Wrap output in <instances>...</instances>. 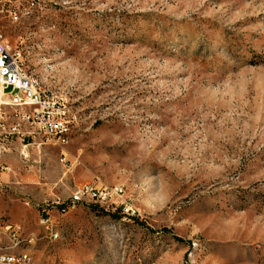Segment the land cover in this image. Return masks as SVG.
Returning a JSON list of instances; mask_svg holds the SVG:
<instances>
[{
	"label": "rangeland",
	"instance_id": "obj_1",
	"mask_svg": "<svg viewBox=\"0 0 264 264\" xmlns=\"http://www.w3.org/2000/svg\"><path fill=\"white\" fill-rule=\"evenodd\" d=\"M0 32L67 101L64 148L0 155V223L38 264H264V0H10ZM110 206L60 214L85 186ZM53 218L51 240L41 215Z\"/></svg>",
	"mask_w": 264,
	"mask_h": 264
},
{
	"label": "built area",
	"instance_id": "obj_2",
	"mask_svg": "<svg viewBox=\"0 0 264 264\" xmlns=\"http://www.w3.org/2000/svg\"><path fill=\"white\" fill-rule=\"evenodd\" d=\"M21 0H16L20 3ZM10 0H0V13L12 20L28 18L32 14L34 3L25 7L10 6ZM77 125L76 117L70 114L67 101L51 96L35 86L32 74L20 51H12L5 43L0 32V155L12 154L18 146V154L23 161L29 158V141L43 140L62 151L68 145L67 129ZM11 168L3 163L0 174H8ZM124 190H112L100 185L85 186L76 189L64 202H56L60 214H67L80 205L110 206L122 200ZM53 218L41 215V225L51 240H56L57 233L53 229ZM4 229H14V236H4ZM0 238L10 244L20 243L23 239L22 229L17 224H1ZM0 264H22V256L18 258H0ZM32 264H37L32 261Z\"/></svg>",
	"mask_w": 264,
	"mask_h": 264
},
{
	"label": "bare ground",
	"instance_id": "obj_3",
	"mask_svg": "<svg viewBox=\"0 0 264 264\" xmlns=\"http://www.w3.org/2000/svg\"><path fill=\"white\" fill-rule=\"evenodd\" d=\"M28 69V68H27ZM35 86L42 88V91L46 94H51V96H56L51 90L44 88L42 82L34 75ZM77 122V118H76ZM72 128L67 129V138H70V131ZM112 190H119L121 186H107ZM54 229V228H53ZM55 232V230H54ZM57 233V232H56ZM4 236H14V229H4ZM58 233L56 239L58 238ZM23 239L20 243L10 244V241L0 238V258H18L22 256V264H32L34 261L31 256L23 250ZM38 264V263H37Z\"/></svg>",
	"mask_w": 264,
	"mask_h": 264
}]
</instances>
